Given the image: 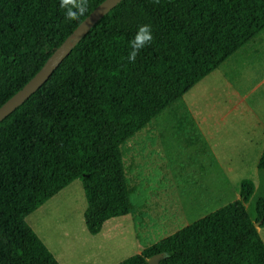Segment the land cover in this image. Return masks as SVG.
I'll use <instances>...</instances> for the list:
<instances>
[{
  "label": "trees",
  "instance_id": "obj_1",
  "mask_svg": "<svg viewBox=\"0 0 264 264\" xmlns=\"http://www.w3.org/2000/svg\"><path fill=\"white\" fill-rule=\"evenodd\" d=\"M103 0L67 21L60 0H0V105ZM153 42L127 60L138 26ZM264 27V0H121L47 80L0 121V264H60L26 217L73 180L82 184L91 235L131 212L120 145L172 107L187 147L202 142L173 104ZM172 104V105H171ZM264 169V149L257 163ZM239 197L115 264H264V198Z\"/></svg>",
  "mask_w": 264,
  "mask_h": 264
},
{
  "label": "rangeland",
  "instance_id": "obj_2",
  "mask_svg": "<svg viewBox=\"0 0 264 264\" xmlns=\"http://www.w3.org/2000/svg\"><path fill=\"white\" fill-rule=\"evenodd\" d=\"M263 34L264 27L173 103L188 111L201 143L182 142L191 130L178 135L172 107L121 143L133 213L108 219L93 237L84 223L82 184L75 179L25 218L59 263L115 264L202 217L204 212H194L162 223L160 211H173L177 197L201 198L213 188L215 204L225 205L239 197L240 182L248 178L255 189L246 207L264 198V169L257 168L264 149V104L249 96L252 77L244 63L250 56L260 64ZM141 210L149 212L137 216L136 226L132 214ZM144 234L154 235L143 243ZM258 234L264 243L263 226Z\"/></svg>",
  "mask_w": 264,
  "mask_h": 264
},
{
  "label": "water",
  "instance_id": "obj_3",
  "mask_svg": "<svg viewBox=\"0 0 264 264\" xmlns=\"http://www.w3.org/2000/svg\"><path fill=\"white\" fill-rule=\"evenodd\" d=\"M120 1L103 0L100 2L51 52L41 68L19 90L0 105V121L35 92L89 29ZM259 223H255V226L257 227ZM164 257V253H157L148 257L146 261L148 264H158Z\"/></svg>",
  "mask_w": 264,
  "mask_h": 264
},
{
  "label": "crops",
  "instance_id": "obj_4",
  "mask_svg": "<svg viewBox=\"0 0 264 264\" xmlns=\"http://www.w3.org/2000/svg\"><path fill=\"white\" fill-rule=\"evenodd\" d=\"M255 35H253L248 41H250ZM261 40L264 43V34L261 35ZM248 41H246V42H248ZM261 50H262V52H260V56H261L260 64L257 61H255L253 59V57H250V56L247 57V59H246V61L244 63H246L247 67L249 68V72H250V75L252 77V83H251L250 88L248 89V92H250L249 96H251V94L254 95L255 96L254 100H256L257 102L261 101V103L264 104V99H263L264 98V69H259L258 67L255 66L256 64H258L259 66H262L264 64V44H263ZM254 75H257V77L254 76ZM258 89H262V91H261L260 94H258V99H257L256 92H257ZM254 100H252V101H254ZM217 191H220V190H217ZM215 197H216V193H215V189H213V188H211V190L209 189L208 193L204 194V196H202L201 198H197V197L191 195L187 199H185L186 200L185 201V200H182V199L177 197L172 202L173 211H171L170 209H165V208L161 210L162 212L160 211V215H159L160 221L162 223H165V222H167L169 220L172 221V222L180 221V219L186 218L187 215H189L191 213H194V212H204L203 215H201L203 217V216L209 214L210 212L218 209L219 207L223 206V205H216L215 204ZM148 212H149L148 210H141L140 212L139 211L136 212L139 215H137L135 213L132 214V215H134L132 220H134L136 226H137V223H138V217L137 216L144 217L145 215H147ZM130 213H133L132 209H131ZM199 218H201V217H199ZM186 224H189V222L186 223ZM102 229H103V227H102ZM102 229H101V231L99 233H97L95 235H92V236L93 237H97L100 233H102ZM258 229H259V227H257V231H258ZM158 233H160V232H158ZM152 235H154V234H144L143 236H141V242H143V243L147 242L148 239L151 238L149 236H152ZM144 246H146V245H144ZM141 251L138 250L137 253H140ZM93 261H95V262L97 261L98 262L100 260H93ZM60 264H62V263H60Z\"/></svg>",
  "mask_w": 264,
  "mask_h": 264
},
{
  "label": "clouds",
  "instance_id": "obj_5",
  "mask_svg": "<svg viewBox=\"0 0 264 264\" xmlns=\"http://www.w3.org/2000/svg\"><path fill=\"white\" fill-rule=\"evenodd\" d=\"M60 8L64 10V17L67 21L79 20L88 8V0H60ZM151 26L142 24L130 41L131 51L128 53L127 60L135 63L136 57L141 49L153 42Z\"/></svg>",
  "mask_w": 264,
  "mask_h": 264
}]
</instances>
